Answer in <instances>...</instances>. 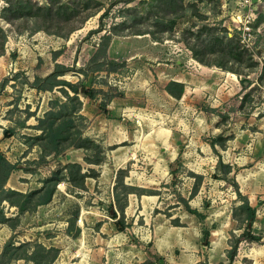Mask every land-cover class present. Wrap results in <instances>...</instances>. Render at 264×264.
Wrapping results in <instances>:
<instances>
[{
	"label": "rangeland",
	"instance_id": "rangeland-1",
	"mask_svg": "<svg viewBox=\"0 0 264 264\" xmlns=\"http://www.w3.org/2000/svg\"><path fill=\"white\" fill-rule=\"evenodd\" d=\"M253 1L242 41L230 0H0V264H264Z\"/></svg>",
	"mask_w": 264,
	"mask_h": 264
},
{
	"label": "trees",
	"instance_id": "trees-1",
	"mask_svg": "<svg viewBox=\"0 0 264 264\" xmlns=\"http://www.w3.org/2000/svg\"><path fill=\"white\" fill-rule=\"evenodd\" d=\"M173 22V19H171V23ZM61 74V73H60ZM53 74H51L50 76L48 75L46 78H45V80H52V85H54V86H57V85H61V84H63V85H65V86H67V88L70 90V91H72V93L74 94V96L75 95H77L78 94V92H79V89H78V87L76 86V85H74L73 83H70V82H67V81H65V80H62V79H58V78H51V76H52ZM53 77V76H52ZM56 77V76H55ZM82 93L86 96V97H88L89 99H91V100H93L94 99V94H93V90L92 89H88V88H85L83 91H82ZM99 108L101 109V111L104 113V114H107V110L105 109V107L103 106V105H99ZM5 133H7L6 131H5ZM5 164L6 165H8V166H10V164H8L7 163V161H5ZM75 166H77V167H79V165H75ZM80 170V169H79ZM122 171V170H121ZM121 171H119V172H121ZM80 172V171H79ZM234 185H236L237 186V184L236 183H234ZM41 190H36V191H32V192H30V194L29 195H33V194H37V193H39ZM13 193H15V194H17V195H22V193L21 192H16V191H12ZM52 193L53 192H49V194H48V197H47V199L46 200H43V201H37L36 203H35V206H37L38 204H41V203H43V202H45V201H48L49 199H50V195H52ZM236 193L237 194H239V190L236 188ZM24 196V195H23ZM11 203V205H17V204H15V203H13V202H10ZM22 208H24V207H21V209ZM239 208L242 210V213L240 214V215H242V216H235V217H237V219L239 218V220L241 219L242 221H243V223H244V226H243V229H242V232H241V234L240 235H242V236H245V237H247V239H249V240H257V239H259V237L258 236H256V235H254L252 232H251V226H252V224H253V222H254V218H255V212H256V210H255V207L254 206H251L250 204H249V202L247 201V199H244L242 202H241V204L239 205ZM190 213H192V214H194L195 216H197L198 218H199V220H202V219H204V215L203 214H201L200 212H198L197 210H195V209H191V208H189V207H187L186 208ZM111 217H113L114 219H115V224H116V226H117V230L118 231H123V229H124V222H123V220L120 218V217H118V216H116V213L115 212H111ZM202 236H203V239H204V242L205 243H208V237H209V230L208 229H203L202 230ZM50 250H54V249H50ZM236 251H237V246L235 245V244H233V245H231V247L228 249V250H226V258H227V260L224 262V261H220V262H218V263H216V264H231L232 262H233V260H234V257H235V255H236ZM2 256V252L0 253V257ZM201 264H208L207 262H201Z\"/></svg>",
	"mask_w": 264,
	"mask_h": 264
},
{
	"label": "built area",
	"instance_id": "built-area-1",
	"mask_svg": "<svg viewBox=\"0 0 264 264\" xmlns=\"http://www.w3.org/2000/svg\"><path fill=\"white\" fill-rule=\"evenodd\" d=\"M231 8L227 11L229 19L236 30L239 32L241 40L251 36L252 26L256 20L255 6L253 0H230Z\"/></svg>",
	"mask_w": 264,
	"mask_h": 264
},
{
	"label": "crops",
	"instance_id": "crops-1",
	"mask_svg": "<svg viewBox=\"0 0 264 264\" xmlns=\"http://www.w3.org/2000/svg\"><path fill=\"white\" fill-rule=\"evenodd\" d=\"M103 118H104V116H103ZM112 140H115L116 139V137H114V135H113V137L111 138ZM252 206V205H251ZM118 232H121V231H118Z\"/></svg>",
	"mask_w": 264,
	"mask_h": 264
}]
</instances>
